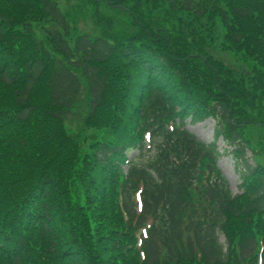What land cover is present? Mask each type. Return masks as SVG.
Segmentation results:
<instances>
[{
    "label": "trees",
    "instance_id": "1",
    "mask_svg": "<svg viewBox=\"0 0 264 264\" xmlns=\"http://www.w3.org/2000/svg\"><path fill=\"white\" fill-rule=\"evenodd\" d=\"M84 2L95 36L59 0H0V264H264V0ZM206 118L238 195L185 129Z\"/></svg>",
    "mask_w": 264,
    "mask_h": 264
},
{
    "label": "rangeland",
    "instance_id": "2",
    "mask_svg": "<svg viewBox=\"0 0 264 264\" xmlns=\"http://www.w3.org/2000/svg\"><path fill=\"white\" fill-rule=\"evenodd\" d=\"M83 1L84 0H59L61 11L68 15L70 22H73L75 24H71V30L73 31L74 27L76 26L79 33H90L93 27V7L89 4H85L86 1L83 3ZM108 11L110 14H114V11ZM103 14L107 17H110L106 10L103 11ZM110 18L114 19L113 22L118 31L127 30V28L129 27V19L122 13H117ZM219 42L220 41H217L215 45H218ZM211 50L214 55L227 66H235L237 68L241 67L240 60L234 58L232 54L221 53L219 51V47L215 46H212ZM84 113L85 98L82 97L78 107L74 110L73 114L70 116L67 122L66 126L68 127L70 132L77 133L80 131L81 121L84 116ZM187 126H189L188 122ZM189 130H191L199 139L206 143H211L213 141L214 122L210 119H207L201 123L191 126ZM217 147L221 154V157L218 160V168L226 177L231 192L233 194H237L239 185V174L237 173L234 167L233 160L231 159V157L224 154V150H227L229 152V149H227L222 140H219L217 142Z\"/></svg>",
    "mask_w": 264,
    "mask_h": 264
}]
</instances>
